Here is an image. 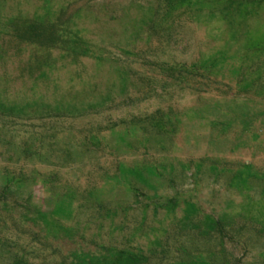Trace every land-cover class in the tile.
I'll return each mask as SVG.
<instances>
[{
  "label": "rangeland",
  "instance_id": "obj_1",
  "mask_svg": "<svg viewBox=\"0 0 264 264\" xmlns=\"http://www.w3.org/2000/svg\"><path fill=\"white\" fill-rule=\"evenodd\" d=\"M66 1L0 0V27ZM136 4L90 1L87 52H52L45 77L0 58V264H214L219 219L237 264H264V96L233 54L178 75L224 45L222 20L138 35Z\"/></svg>",
  "mask_w": 264,
  "mask_h": 264
},
{
  "label": "trees",
  "instance_id": "obj_2",
  "mask_svg": "<svg viewBox=\"0 0 264 264\" xmlns=\"http://www.w3.org/2000/svg\"><path fill=\"white\" fill-rule=\"evenodd\" d=\"M92 0H69L63 5L44 9L42 15L23 18L0 27V58L11 48L14 55L25 56L24 65L32 79L45 77L52 69L54 51L75 59L84 55L88 47L79 35L75 20ZM135 1L131 18L132 29L139 35L168 36L183 24L222 20L221 40L224 45L205 58L194 62H178V75L200 76L223 64L230 54L239 61L237 82L241 88L264 96V0H130ZM7 36L4 39L3 36ZM7 44V45H5ZM216 56H218L216 58ZM52 59V60H51ZM248 69L245 73L243 69ZM160 123V126H164ZM222 220L214 221L220 240L221 260L214 264H237L234 249L227 250L225 239L235 246L239 240ZM96 264H137L130 261L96 258Z\"/></svg>",
  "mask_w": 264,
  "mask_h": 264
}]
</instances>
